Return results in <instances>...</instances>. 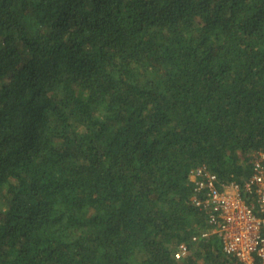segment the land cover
Instances as JSON below:
<instances>
[{
    "label": "trees",
    "instance_id": "trees-1",
    "mask_svg": "<svg viewBox=\"0 0 264 264\" xmlns=\"http://www.w3.org/2000/svg\"><path fill=\"white\" fill-rule=\"evenodd\" d=\"M256 152L264 0H0V264H239L189 173Z\"/></svg>",
    "mask_w": 264,
    "mask_h": 264
},
{
    "label": "built area",
    "instance_id": "built-area-1",
    "mask_svg": "<svg viewBox=\"0 0 264 264\" xmlns=\"http://www.w3.org/2000/svg\"><path fill=\"white\" fill-rule=\"evenodd\" d=\"M189 181L194 192L191 203L205 215L207 225L191 242L217 235L222 251L239 264H264V153H254L250 176L242 184H220L204 165L190 171ZM187 253L182 242L174 259Z\"/></svg>",
    "mask_w": 264,
    "mask_h": 264
}]
</instances>
